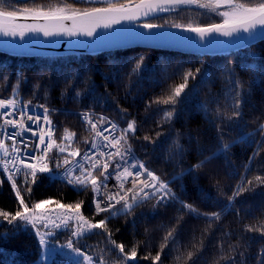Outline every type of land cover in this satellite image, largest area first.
Wrapping results in <instances>:
<instances>
[{
    "label": "trees",
    "instance_id": "obj_1",
    "mask_svg": "<svg viewBox=\"0 0 264 264\" xmlns=\"http://www.w3.org/2000/svg\"><path fill=\"white\" fill-rule=\"evenodd\" d=\"M137 1L140 0L118 3ZM8 3L12 7L6 10L18 12L59 3L81 12L91 8V4L82 0H8ZM222 21V17L206 9L191 8L182 15L170 11L146 23L167 27L191 23L206 27ZM138 62L140 68L133 72ZM187 71H192L196 79H189V86L181 94L182 100L177 98L174 105L150 104L170 95L172 89L183 83L182 77ZM3 77L8 80L3 81ZM18 79L19 95L15 98L25 103L31 100V107L43 104L54 110L50 119L56 129V139L66 128L79 137L89 134L79 119L83 111L103 115L117 123L119 129L126 128L128 120L136 122V138L129 141L132 149L149 170L169 183L177 197L176 201L166 199L160 203H157L160 193L147 200L140 199L129 214L116 216L108 224L113 238L126 246V252L133 244L137 245L139 264H152V257L171 229H175V241L164 249L161 264H258L257 254L264 250V236L245 231V225L260 227L264 222V185L256 184L253 179L264 176V144L261 143L264 137L259 128L264 123V40L220 55L145 47L50 57H21L0 52V98L12 97V86ZM236 81L243 85L242 89H235ZM235 91L242 93L241 115L229 120L225 117L231 116L234 100L228 93L234 97ZM77 92L81 93L79 97ZM164 110L173 113L168 122H162ZM145 135L151 141L144 140ZM224 144L229 145L227 150H223ZM258 147L259 155H254ZM54 155H57L55 151ZM201 161H204L202 167H193ZM49 168L55 175V161L49 163ZM49 175L38 172L35 182L29 176L24 184V176L9 180L7 174H0V209L14 214L19 208L16 190L12 187L15 181L26 201L29 197L31 202L83 200L82 212L92 216L90 190L78 194L70 184L50 179ZM242 175L253 179L254 190L240 193L229 204L228 197ZM29 187L31 193L26 190ZM178 201L193 203L202 212H220L221 219L213 221L211 226L204 216L183 215L179 219L184 210ZM69 235V230L57 232L51 240L67 242ZM80 246L91 252L85 246L102 248L105 237L93 235L80 241ZM188 251L196 253L191 260H187ZM149 252L148 259H140ZM181 253L183 258L177 260ZM115 254H119L118 249ZM93 255H98V251ZM221 256L226 258L220 259ZM39 258L35 229L25 227L19 220L8 224L0 217V264H44ZM114 258L109 256L110 260ZM49 264L71 263L53 257ZM128 264L134 262L128 261Z\"/></svg>",
    "mask_w": 264,
    "mask_h": 264
},
{
    "label": "snow or ice",
    "instance_id": "obj_2",
    "mask_svg": "<svg viewBox=\"0 0 264 264\" xmlns=\"http://www.w3.org/2000/svg\"><path fill=\"white\" fill-rule=\"evenodd\" d=\"M83 2L101 3L106 6L91 7L81 12L70 8L67 4L59 3L48 5L46 8L44 6L23 8L18 12L15 10H6L12 7V5L8 3V0H0V20L5 21L0 22V34L4 36H15L19 34L23 38L24 32L22 30L17 32L15 25L7 23V21L16 19L18 15H23L25 18L31 19H51L59 21L76 20L81 17L87 18L93 22L92 27L79 29L73 27L67 29V31L69 35H77L79 32L82 35L92 36L96 27L102 26L108 28L112 23H116L120 19L135 20L139 18L141 13L144 16H149L157 12L172 11L177 13V15H182L185 10L199 8L206 9L209 13L222 17L223 21L210 24L206 27L193 26L191 23L187 25L176 23L173 27L194 32L201 39L211 33H217L224 37H233L238 33H246L249 38L257 34L264 35V0H140V3L131 7L118 3V0H83ZM220 9L224 10L221 11ZM143 27L145 29H153L158 26L145 23ZM30 30L35 31L41 29L32 28ZM43 31L45 36L53 34L46 29H43ZM139 68L140 62L136 64L133 72H136ZM195 71L200 72V69H196ZM182 79L183 83L172 89L170 95L159 97L151 101L150 104L163 103L174 105L178 102L177 98L182 100L184 97L181 94L189 86V79L194 80L196 76L192 71H187ZM7 80V77H3V81L6 82ZM229 84H232L231 79L229 80ZM18 88L19 79L17 80V84L12 86V97L7 100L0 99V110H4L0 111V119L12 117L15 115V110L20 109L21 118L4 119V126L16 129L8 133V137L13 139L11 153L19 152V149L15 146V138H21L23 140L24 133L31 132V136H38L39 142L38 144H33L29 149L28 146L31 142L23 141L25 149H28L30 153L27 157L29 162L25 163L23 159L19 162L22 164L23 169H30L31 171H22L19 167L15 168L14 171H10L9 165H15L17 160L16 157L11 156L9 147L5 145L4 140L0 139V152L3 154L2 158H0V170L9 173V180H14V177L18 175L24 176V184H27V178L29 176L35 182L38 172L49 173V178L55 180L57 176L52 174L49 168V163L55 161V167L57 169H63V173L59 175L61 180H66L78 194L80 192L87 193L89 190L91 191L95 212L90 217L86 216L82 212L83 200H78L74 203H62L51 199L31 202L29 197L26 201L25 198H22L21 192L17 188V183L14 181L12 187L16 190L19 208L14 214L8 210L0 209V217H3L8 224H13L14 221L19 220L25 222L26 225H31L36 231L41 246H46L50 243L47 237L54 235L52 229H68L70 231L69 238L60 247L71 251L73 254V264H128V261L139 264L137 260V245L133 244L126 252V246L123 243H118L113 238L114 233L109 229L108 224L116 216L129 214L133 206L137 204V198L140 197L141 193H144L143 197H141L143 200L149 199V196L156 197L157 193H160L161 196L157 200V203H160V200L166 199L176 201L177 197L172 192L168 182L163 181L157 174L149 170L143 162L137 161L132 155V148L129 141L136 138L135 134L138 131L136 122L134 120H128L127 127L120 128L119 135H116V129L119 127L117 123L103 115L97 117L95 113L89 110L80 113V119L83 121L85 129L89 133L87 136L79 137L76 132L66 128L64 129L63 135L56 139L52 131L53 121L50 119L52 111L54 110L41 104L38 107L43 109V114H29L35 112V109L30 108L31 100L25 103L15 98L19 95ZM242 88L243 85L239 81H236L235 89ZM80 95V92L76 93L77 97ZM241 95V91H235L234 97L231 95V92L228 93V96L234 100V103L232 105L233 112L231 116L225 117L226 119L231 120L234 117H240ZM8 109H12V111H8ZM172 114V111L164 110V115L161 118L162 122L170 121ZM23 117H26L27 121L31 122V124L26 125ZM41 120L44 125L48 126L47 131L44 128H40ZM33 124L39 129V132L32 129ZM106 125H111V127H107ZM259 128L260 135L264 137V123L260 124ZM106 133L108 134L106 135ZM157 135L160 134L157 133ZM143 139L151 141L152 138L145 135ZM261 143L264 144V141ZM82 145H88V147L84 148ZM125 145L127 147H124ZM177 147L179 146L177 145ZM228 147V144H224L223 150H227ZM105 149H114V151H105ZM260 150L258 147L254 155H259ZM54 151L61 155H54ZM32 161H35V163ZM203 164L204 161H201L193 167L200 168ZM121 168L122 171L119 170ZM74 173L78 174L74 175ZM113 178L118 182L116 187L119 191L113 192L108 185V181ZM130 178L131 187L125 188V184L129 182ZM253 179L256 184L264 185V176L257 175ZM253 179H248L243 175L240 177V182L233 189L232 195L228 197L229 204L240 193L254 190ZM250 185L252 187H249ZM148 188L153 189L150 194L144 192ZM26 190L31 193L30 187ZM129 193H132L131 197H129ZM129 200H131V203H129ZM121 202H123L122 207L117 209L116 205L121 204ZM178 202L184 210L179 219H182L183 215H192L195 217L204 216L207 218L209 226H211L213 221H219L221 219L220 212H202L193 203ZM51 204H55L56 207H46ZM56 209L60 211L57 212ZM101 213H107V215L97 220L96 217ZM14 227L19 228V225H14ZM41 229H47V231H42ZM97 229L100 232L94 231ZM116 231L118 232L119 229ZM245 231H256L264 236V222L260 223V227L256 225H245ZM174 233L175 229H171L163 237L160 250L152 257V264H161V255L164 249L175 241ZM93 235L104 236L105 246L99 249L92 248V246H85L91 248V252L82 250L80 241L87 240ZM193 247L195 248L196 245H193ZM116 249L119 250V254H115ZM97 251L98 255H93ZM195 254L193 251H188L186 253L187 260H191ZM112 255L115 256L114 260L109 259V256ZM150 255L151 253L149 252L147 255L140 257V259H148ZM183 256L184 254L181 253L176 259L179 260ZM225 258L224 256L220 257V259ZM227 259H231V257H227ZM257 262L258 264H264V250H261L257 254Z\"/></svg>",
    "mask_w": 264,
    "mask_h": 264
},
{
    "label": "water",
    "instance_id": "obj_3",
    "mask_svg": "<svg viewBox=\"0 0 264 264\" xmlns=\"http://www.w3.org/2000/svg\"><path fill=\"white\" fill-rule=\"evenodd\" d=\"M140 1L126 3L133 6ZM157 12L149 16L140 14L138 19H120L110 27H96L92 36L69 35L67 29L73 27L90 28L93 22L87 18L76 20L31 19L18 15L16 19L7 21L17 27L19 34L4 36L0 34V52L21 57H50L77 54H95L125 48L145 47L175 51L185 54L220 55L245 49L264 40V35L257 34L252 38L246 33H238L233 37L220 36L217 33L206 35L203 39L194 32L183 28L158 26L145 29L143 24L157 16L169 13ZM0 22H5L0 20ZM32 28L41 30H30ZM43 29L53 34L45 36Z\"/></svg>",
    "mask_w": 264,
    "mask_h": 264
},
{
    "label": "built area",
    "instance_id": "obj_4",
    "mask_svg": "<svg viewBox=\"0 0 264 264\" xmlns=\"http://www.w3.org/2000/svg\"><path fill=\"white\" fill-rule=\"evenodd\" d=\"M0 99H5V98H0ZM5 100H7V99H5ZM30 108L35 109V112L29 113L31 115H40V114H43V109L42 108L31 107V106H30ZM0 111H4V110H0ZM8 111H12V109H8ZM83 112H85V111H83ZM80 113H82V112H80ZM96 116L98 117L100 115H97L96 114ZM9 118L10 119H19V118H21L20 109L18 108V109L15 110V115L14 116H12V117H4L3 119H0V139H3L4 140L5 145L9 147V151H10L11 156L16 157V160H17V163L15 165H11V164L9 165V169H10V171H14L15 168L19 167V168L22 169V171L30 172L31 171L30 169H23L22 164H20V162H19L21 159H23L25 163L29 162L27 160V157L29 156L30 153H29V150L28 149H25V146H24L23 141H30L31 142V143H29V146H28L29 149H30L33 146V144H38L39 137L38 136L33 137V136H31V132H28V133H24L23 134V140H21V138H15V140H16L15 146L19 149V152L18 153H11V146L13 145V139H11V138L8 137V133L13 132L16 129H12L10 127L4 126V119H9ZM23 119H24L26 125L31 124V122L27 121V118L26 117H23ZM79 119H80V114H79ZM80 122L83 125L84 130L88 133V130L85 129L84 124H83V121L81 119H80ZM106 126L107 127H111V125H106ZM40 128H44L45 131H47L48 126L47 125H44L43 121L41 120V122H40ZM32 129L39 132V129L34 124L32 125ZM52 131H53V136L55 138L56 129H55L54 126L52 127ZM119 132H120V129L117 128L115 134L116 135H119ZM107 134L108 133H106V135ZM45 139H47V137H45ZM87 147H88V145L86 146V148ZM124 147H127V145H125ZM105 151H114V149H105ZM37 154H38V152H37ZM56 154H57V156H60L61 155L59 153H56ZM132 155L134 156V158L137 161L142 162L137 157V155L135 154V152H134L133 149H132ZM2 156H3V154H2V152H0V158H2ZM32 162L35 163V161H32ZM119 170L122 171V168L119 169ZM110 171H111V169H110ZM133 171H135V170H133ZM62 173H63V169L62 168L61 169H57L55 175L57 176V179L59 181L68 184V182L66 180H61L59 178V175H61ZM0 174H7V175H9V173H5L2 170H0ZM75 174H78V173H74V175ZM19 176H22V175H18V176L14 177V178H17ZM117 183L118 182H117V180L115 178H113V179H111V180L108 181V185L113 190V192L119 191V189L116 187ZM129 187H131V178L129 179V182H127L125 184V188H129ZM149 191H153V189L148 188V189H145L144 190V192H149ZM121 194H123V193H121ZM128 195H129V197H131L132 193H129ZM161 201L164 202L166 200H161ZM92 205H93L94 212H95V205L93 203H92ZM117 205H119V204H117ZM46 207L55 208L56 205H47ZM56 211L59 212L60 210L59 209H56ZM101 214H103V213H101ZM24 224H25V222H24ZM25 226L26 227H32L31 225H26V224H25ZM62 230H67V229H64V228H61V229H52V231L54 233H56L57 231H62ZM42 231H47V229H42ZM63 244H65V243H63ZM63 244L62 243H59V242L51 244L50 247H49V253L51 255L58 254L61 257H64L65 259H67L69 261H73V254L71 253V251L68 250V249H62L60 247Z\"/></svg>",
    "mask_w": 264,
    "mask_h": 264
},
{
    "label": "rangeland",
    "instance_id": "obj_5",
    "mask_svg": "<svg viewBox=\"0 0 264 264\" xmlns=\"http://www.w3.org/2000/svg\"><path fill=\"white\" fill-rule=\"evenodd\" d=\"M118 1H120V0H118ZM88 4H91V7H101V6H105L104 4H101V3H88ZM151 192H148V193L150 194ZM140 199H141V197L140 198H137V201L140 200ZM129 203H131V200H129ZM117 209H119V208H117ZM39 245H40V243H39ZM39 259L44 264H49L50 263L51 256L49 255V252L47 251V249H46L45 246H41L40 245V258Z\"/></svg>",
    "mask_w": 264,
    "mask_h": 264
}]
</instances>
